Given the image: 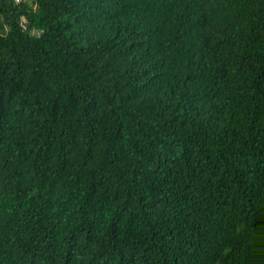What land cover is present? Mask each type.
<instances>
[{
	"label": "trees",
	"instance_id": "1",
	"mask_svg": "<svg viewBox=\"0 0 264 264\" xmlns=\"http://www.w3.org/2000/svg\"><path fill=\"white\" fill-rule=\"evenodd\" d=\"M264 0H0V264H264Z\"/></svg>",
	"mask_w": 264,
	"mask_h": 264
},
{
	"label": "built area",
	"instance_id": "2",
	"mask_svg": "<svg viewBox=\"0 0 264 264\" xmlns=\"http://www.w3.org/2000/svg\"><path fill=\"white\" fill-rule=\"evenodd\" d=\"M14 3H21V2H25V1H28V0H12Z\"/></svg>",
	"mask_w": 264,
	"mask_h": 264
},
{
	"label": "rangeland",
	"instance_id": "3",
	"mask_svg": "<svg viewBox=\"0 0 264 264\" xmlns=\"http://www.w3.org/2000/svg\"><path fill=\"white\" fill-rule=\"evenodd\" d=\"M261 262L264 263V256L262 257Z\"/></svg>",
	"mask_w": 264,
	"mask_h": 264
}]
</instances>
